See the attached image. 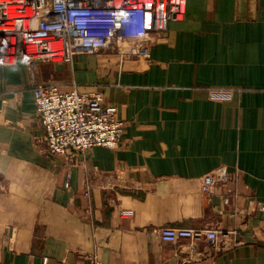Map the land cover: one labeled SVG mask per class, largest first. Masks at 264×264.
Wrapping results in <instances>:
<instances>
[{
    "label": "crops",
    "instance_id": "1",
    "mask_svg": "<svg viewBox=\"0 0 264 264\" xmlns=\"http://www.w3.org/2000/svg\"><path fill=\"white\" fill-rule=\"evenodd\" d=\"M31 79L0 67V264H264V0H187L147 58L40 64L38 82L100 92L125 122L119 149L85 161L47 151ZM219 167L242 173L239 214L224 187L201 192ZM152 227L228 237L166 243Z\"/></svg>",
    "mask_w": 264,
    "mask_h": 264
},
{
    "label": "built area",
    "instance_id": "2",
    "mask_svg": "<svg viewBox=\"0 0 264 264\" xmlns=\"http://www.w3.org/2000/svg\"><path fill=\"white\" fill-rule=\"evenodd\" d=\"M186 5L187 0H0V67L22 64L30 72L42 141L51 155L74 164L98 147L117 150L126 125L118 118V107L106 105L100 92L81 93L76 85L66 91L59 82H38V66L72 65L77 56L100 50L147 58L170 24L183 20ZM241 174L219 167L201 178V192L210 200L224 187V206L239 214ZM91 188L88 180L89 197ZM132 214L127 210L122 215ZM146 232L166 243L187 240L213 247L228 237L208 228L152 227Z\"/></svg>",
    "mask_w": 264,
    "mask_h": 264
},
{
    "label": "rangeland",
    "instance_id": "3",
    "mask_svg": "<svg viewBox=\"0 0 264 264\" xmlns=\"http://www.w3.org/2000/svg\"><path fill=\"white\" fill-rule=\"evenodd\" d=\"M153 39L155 40V38L153 37ZM114 52H116V53H118L117 51H114ZM134 57H138V56H134ZM126 58H129V57H126ZM131 58H133V57H131ZM140 58V57H139Z\"/></svg>",
    "mask_w": 264,
    "mask_h": 264
}]
</instances>
